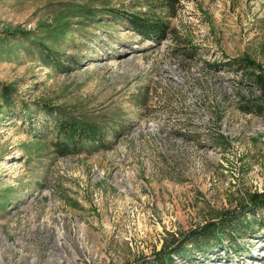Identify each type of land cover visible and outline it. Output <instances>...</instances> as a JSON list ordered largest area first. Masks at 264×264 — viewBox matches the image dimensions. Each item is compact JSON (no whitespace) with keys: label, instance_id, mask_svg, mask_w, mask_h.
I'll return each mask as SVG.
<instances>
[{"label":"rangeland","instance_id":"rangeland-1","mask_svg":"<svg viewBox=\"0 0 264 264\" xmlns=\"http://www.w3.org/2000/svg\"><path fill=\"white\" fill-rule=\"evenodd\" d=\"M110 10L157 14L166 34L142 37ZM41 44L62 51L67 71ZM257 74L264 0H181L174 11L0 0V91L13 99L0 110V264H57L28 256L54 208L84 231L72 264H264V209H246L264 193V113L241 107L264 102ZM63 116L98 126L103 145L57 153ZM231 221L244 229L234 242ZM209 223L218 239L200 250L192 236Z\"/></svg>","mask_w":264,"mask_h":264},{"label":"trees","instance_id":"trees-1","mask_svg":"<svg viewBox=\"0 0 264 264\" xmlns=\"http://www.w3.org/2000/svg\"><path fill=\"white\" fill-rule=\"evenodd\" d=\"M162 5L167 7L170 11H174L177 5L181 0H159ZM114 16H121L125 18L127 23L131 28L142 37L146 38H161L166 34L167 24L164 22L157 14L147 15L145 13L139 14L137 12H126V13H117L116 10H110ZM23 35H26V32H23ZM44 45V44H41ZM43 53H46V59L51 61L54 64V67L59 68L62 71H67L69 64H64L61 58L58 55L62 54V51L59 49L53 48V46H47L46 44L42 49ZM52 51H55L57 54H51ZM238 67H243L240 61L235 63ZM257 85L260 87L261 92L264 94V78L260 75H256ZM0 110L6 106L9 107L13 104L12 92L8 86H5L0 91ZM258 98H251L245 100L246 102L242 104V109L246 113L250 114H263L264 113V102L259 103ZM52 115V113H50ZM55 128L58 131V138L53 141V146L57 153L62 156L69 155L76 150H81L82 147H85L87 141L96 142L102 144L103 135L101 129L89 122L79 121L74 117H57L55 120ZM256 206L257 208L264 209V193H255L250 196V205L246 206V209ZM226 218V217H225ZM231 223V224H230ZM236 224L233 221L229 222L231 226V241L234 242L238 236H243L244 229L239 231L235 229ZM250 227V225H247ZM194 246L200 250H205L206 248L212 247L215 243H210V239H218V229L216 228V223H209L205 227H202L200 230L194 232L193 236ZM239 249V252H246V247L239 246H228V249ZM179 248L173 250L177 251ZM221 258V257H220ZM222 259V258H221ZM170 264V263H166Z\"/></svg>","mask_w":264,"mask_h":264},{"label":"built area","instance_id":"built-area-1","mask_svg":"<svg viewBox=\"0 0 264 264\" xmlns=\"http://www.w3.org/2000/svg\"><path fill=\"white\" fill-rule=\"evenodd\" d=\"M69 219L68 214L60 209L49 210L41 219L39 234L33 238V242L30 241L28 256L44 258L50 254L57 264H72L76 261L74 257L82 259L84 255L76 256L72 247L74 243L82 247L84 231L72 232Z\"/></svg>","mask_w":264,"mask_h":264}]
</instances>
